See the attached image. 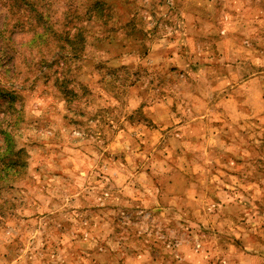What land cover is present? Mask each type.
<instances>
[{
    "label": "clouds",
    "instance_id": "clouds-1",
    "mask_svg": "<svg viewBox=\"0 0 264 264\" xmlns=\"http://www.w3.org/2000/svg\"><path fill=\"white\" fill-rule=\"evenodd\" d=\"M0 264H264V0H0Z\"/></svg>",
    "mask_w": 264,
    "mask_h": 264
},
{
    "label": "rangeland",
    "instance_id": "rangeland-1",
    "mask_svg": "<svg viewBox=\"0 0 264 264\" xmlns=\"http://www.w3.org/2000/svg\"><path fill=\"white\" fill-rule=\"evenodd\" d=\"M15 97L7 93H0V103L3 101H14Z\"/></svg>",
    "mask_w": 264,
    "mask_h": 264
}]
</instances>
